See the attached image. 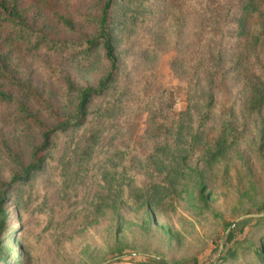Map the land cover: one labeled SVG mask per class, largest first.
Here are the masks:
<instances>
[{
	"label": "rangeland",
	"instance_id": "374dc122",
	"mask_svg": "<svg viewBox=\"0 0 264 264\" xmlns=\"http://www.w3.org/2000/svg\"><path fill=\"white\" fill-rule=\"evenodd\" d=\"M148 1L117 7L120 68L108 93L92 99L90 123L56 137L46 166L32 180L11 191L0 188L1 263L215 264V242L230 229L235 238L264 247V223L258 226L253 212L264 204V74L258 69L245 86L236 69L228 73L227 93L216 92L215 113L200 126L199 136L194 110L174 122L168 136H156L148 108L165 105L164 90L171 94L174 113L186 107L183 89L191 73L181 64L171 67L178 56L172 46L178 44L180 55L194 39L186 18L159 8L149 13ZM43 13L54 38L76 39L57 19L70 20L77 33H90L82 18L96 14L97 7L91 0H72ZM153 15L163 21L156 37L145 28ZM234 41L228 38L226 44L235 48ZM151 43L157 51H147ZM13 56V64L24 71L22 80L41 88L59 116L71 115L75 106L76 94L64 78L76 89L94 86L107 68L101 49L76 56L23 50ZM258 58L264 67V42ZM183 59L191 60V54ZM232 100L239 120L230 125L222 121ZM30 107L42 122H52L37 106ZM14 110L0 106L1 182L21 169L2 144L26 166L38 140L37 132L22 131ZM226 126L231 131L224 133V149L217 154L213 138ZM217 215L232 224L227 231ZM242 217L252 219L243 231ZM224 264L264 263L247 255Z\"/></svg>",
	"mask_w": 264,
	"mask_h": 264
},
{
	"label": "trees",
	"instance_id": "16d2710c",
	"mask_svg": "<svg viewBox=\"0 0 264 264\" xmlns=\"http://www.w3.org/2000/svg\"><path fill=\"white\" fill-rule=\"evenodd\" d=\"M29 1L0 0V106L15 109V120L22 131L38 134L37 143L31 144L29 162L26 166L21 164L20 158L9 146L2 144L7 158L21 168L20 172L14 174L7 182L0 181V188H4L3 191H11L15 187L26 184L43 170L47 163V155L54 149L56 137L73 134L86 123H90L87 111L92 99L100 98L108 93L109 89L115 85L120 68V56L115 37L116 23L119 20L116 17L117 7L128 6L130 9V5H135L136 2L139 5L142 3V0H91L96 3L97 13L82 18L84 25L88 26L91 32L77 33L70 20L59 17L58 23H62L77 37L64 40L52 36L43 9L55 7L60 3L68 4L72 0ZM148 5L152 9L149 13L159 8L182 15L191 26L190 33L194 39L190 44L184 45L189 48H183L180 55L177 50L178 44L172 46L176 49L178 56L171 62V67L181 64L191 73V78L183 89L186 107L183 111L174 113L171 94L168 90H164L160 98L165 97V105L148 108L150 128L157 134L156 136H168L174 127V122H178L182 116L194 110L197 118L195 122H198L196 134L198 133L199 136L203 131L200 126L204 122H210L215 113L216 92L227 93L228 73L236 69L237 80L240 79L245 86L249 85L250 77L255 75L258 69L259 73L264 74V67L261 66L258 58V51L264 42V0H153L152 2L149 0ZM162 22L160 17L153 15L145 28L149 26L150 28L146 29L152 37H156L155 29L157 30ZM123 23L126 24L124 21L120 25ZM228 38L235 40V48L226 44ZM156 47L154 43H151L147 51H157ZM98 49H101L107 68L96 85L76 89L70 80L63 76L69 90L76 94L71 115L59 116L55 113L50 99L43 98L40 92L42 89H38L29 78L22 80L24 71L20 66L13 64V55L23 50L35 54L42 52L49 56H76L89 55ZM229 50H232L233 57L228 59ZM186 54H191V60L183 59ZM153 75V73L150 74V76ZM253 89H256V84ZM33 104L52 119L50 124L42 122L33 112L30 107ZM234 109L236 112L237 104L234 100L226 102L225 112L228 115L222 122H230V125L232 122H238ZM257 117L261 119V115ZM158 122L164 123L159 125ZM229 127H224L213 138L214 147L218 150L217 154L224 149L221 141L224 133L231 129ZM210 146L209 143L207 151L211 150ZM253 212L257 213L255 223L258 226L263 225L264 204L258 206ZM216 219L221 221L220 224L225 231L232 226L218 215ZM251 220V218L242 217L240 230L247 228ZM4 224L5 218L2 215L0 231L5 228ZM215 243L213 249L215 264H224L236 256L247 255L264 263V247H256L248 238H235L233 229ZM161 262V264H168ZM0 264L3 263L0 262Z\"/></svg>",
	"mask_w": 264,
	"mask_h": 264
}]
</instances>
